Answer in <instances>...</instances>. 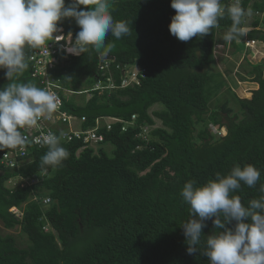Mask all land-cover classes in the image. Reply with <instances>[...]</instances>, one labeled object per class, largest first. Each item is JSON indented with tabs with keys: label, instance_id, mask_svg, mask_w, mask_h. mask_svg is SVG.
<instances>
[{
	"label": "trees",
	"instance_id": "obj_1",
	"mask_svg": "<svg viewBox=\"0 0 264 264\" xmlns=\"http://www.w3.org/2000/svg\"><path fill=\"white\" fill-rule=\"evenodd\" d=\"M170 4L171 0H111L114 21H126L129 34L116 39L109 33L101 50L106 55L90 47L53 73L62 88L63 110L85 119L82 130L94 129L98 119L122 123L112 124L109 131L101 128L97 134L104 141L94 149L81 141L60 144L69 152L60 166L42 168L40 160L48 148L33 147L25 157L16 158L14 169L0 165V227L18 229L24 242L21 248L13 236L0 232V264H209L199 252L187 253L181 226L190 219L189 206L180 196L184 184L195 180L196 186H203L217 173L226 175L237 165H253L261 173L257 185L241 184L232 194L245 206L261 195L263 67L250 65L251 83L257 90L249 100H242L216 68L215 52L219 42L229 43L240 54L235 47L238 41L264 46V31L256 30L264 26L259 18L264 15V0H240L248 13L241 27L253 20L252 30L231 42L223 39L232 26L230 5L223 7V18L209 34L182 42L169 32L176 14ZM81 10L89 9L81 6ZM58 27L73 38L80 31L77 24L63 20ZM102 60H107L108 72L100 71ZM28 64L21 79L40 87ZM5 71L0 69V89L9 83ZM126 71L138 72V85L122 87L121 72ZM108 78L113 82L111 90L93 91L97 82L106 85ZM225 91L232 100L220 99ZM67 92H87L83 95L88 100L76 101ZM159 105L163 110L152 116L161 128L144 144L138 139L140 128L153 125L149 111ZM132 117H136L134 127L123 124ZM198 126L202 128L196 131ZM211 127L224 129L225 136L215 137ZM106 146L112 148L110 153ZM11 150L0 151V157ZM36 178L39 182L32 187H6L11 180L28 184ZM11 209L21 215L10 213ZM205 223L204 236L216 231L212 220Z\"/></svg>",
	"mask_w": 264,
	"mask_h": 264
},
{
	"label": "clouds",
	"instance_id": "obj_2",
	"mask_svg": "<svg viewBox=\"0 0 264 264\" xmlns=\"http://www.w3.org/2000/svg\"><path fill=\"white\" fill-rule=\"evenodd\" d=\"M81 6L89 10H81ZM170 7L176 14L171 18L169 32L182 42L209 34L224 13L221 0H171ZM227 13L232 26L223 39L231 42L241 35L246 37L252 28L249 24L241 27L242 18L248 13L239 5V0L227 8ZM68 18L74 19L80 28L74 41L71 33L68 37L54 36L62 30L58 24ZM256 30L264 31V26ZM129 32L126 21H114L109 0H71L67 7L65 0H0V69L6 70L5 78L9 81L0 89V151L23 147L27 141L22 130L37 126L41 119H51L58 108V98L53 92L21 79L29 67L30 50L48 46L50 41L66 40L63 51L69 55L79 57L91 47L103 57L106 53L101 50L105 48L109 33L121 39ZM250 42L255 43L253 50L245 46ZM235 47L244 55L255 54L258 50L264 52L261 43L247 39L236 42ZM150 119L153 125L141 127L138 134L144 144H148L153 131L161 128L156 126L154 117ZM128 126L134 127V121ZM210 130L218 138L226 134L224 129L218 131L211 127ZM43 143L48 151L40 160L42 168L60 166L68 158L69 152L60 146L62 143L55 134L46 135ZM260 175L253 165L243 168L237 165L226 175L217 173L215 179L203 186H196L195 180L184 184L180 196L189 206L190 219L181 226L189 255L199 252L208 258L209 264H264V184H260L259 198L251 199L247 206L239 196L232 194L241 184L255 187ZM33 181L35 183L31 184ZM38 182L37 178L28 184L23 179L20 182L11 180L6 187L22 189ZM48 203L43 201L44 205ZM10 213L21 215L17 209H11ZM207 220H212L216 231L204 236L202 230ZM232 222H235L234 227H228Z\"/></svg>",
	"mask_w": 264,
	"mask_h": 264
},
{
	"label": "built area",
	"instance_id": "obj_3",
	"mask_svg": "<svg viewBox=\"0 0 264 264\" xmlns=\"http://www.w3.org/2000/svg\"><path fill=\"white\" fill-rule=\"evenodd\" d=\"M237 0H221L222 7L226 4L232 5L236 3ZM240 5V0H239ZM60 32L55 33L54 36H64L68 37L69 34H66L64 29ZM72 40L75 38L72 36ZM67 41L61 40L58 43L50 41L48 46L47 44L40 49L30 50L28 52V63L31 64L32 74L31 77L34 80L38 81L40 88L46 89L48 91L53 92L58 98V108L57 111L53 114L51 119H41L38 121L37 126L32 128H26L22 130L23 135L26 137V144L23 147H18L17 149H13L11 151H7L2 154L0 157V165L5 166L6 168H14L16 163V158H22L27 155V151L30 147L42 149L48 148L46 144L43 143V139L49 133L55 134L59 137V142L62 144L72 143L74 141H81L83 145L88 146L89 148H96L101 143H103V137L98 135L97 132L101 130V128H106L107 131L110 130V127L114 123H122L116 119H98L95 122V128L89 130H82L81 127L85 122L84 118L77 119L68 115L63 110V100L59 96V91L62 89L59 86V80L55 77L53 73H57L61 68L65 67V65L70 61L71 58H76V55H69L63 51L66 46ZM255 43L250 42L246 43V47L252 48ZM256 53H258L256 51ZM258 55H261L258 53ZM80 56V55H79ZM99 69L101 72L109 71V64L107 60H102L99 65ZM137 71H126L121 72V80L122 87L131 85V84H139V80L137 79ZM113 88V82L111 78L106 80V85H103L101 82H97L93 91H99L102 93L103 91H108ZM68 93V94H67ZM66 94L69 97H78L87 92H67ZM135 117L131 118V123H123L124 125H132ZM125 131V126L121 130ZM33 181L31 184H34ZM44 203H48V201H44Z\"/></svg>",
	"mask_w": 264,
	"mask_h": 264
},
{
	"label": "rangeland",
	"instance_id": "obj_4",
	"mask_svg": "<svg viewBox=\"0 0 264 264\" xmlns=\"http://www.w3.org/2000/svg\"><path fill=\"white\" fill-rule=\"evenodd\" d=\"M110 2H111V0H109V3ZM69 4L70 3H65V6L67 7ZM248 18L252 19V16H249ZM259 18L261 20H264V15L260 16ZM63 21H68L73 25L76 24L75 20L72 18L64 19ZM251 23H253V20L249 21V25ZM219 44L220 45L216 48V53H218V54H216V58H217L216 59V61H217L216 68L218 69V71L223 73L224 79H225L226 83L228 84V87L231 89V92L233 91L239 99H250L249 94H251V92L255 91L257 89V86L254 84L244 83L242 81V78L244 79V77L241 78L240 76H238V74L236 72H237L238 67H240V66H241V68L239 69V72L242 71V68H246V65L244 63H242L243 61H241L242 55H243V57H246L249 59L248 61L250 63H252V65H256L257 63H259V64L262 63L261 66L263 67L262 71H263V75H264V52L261 50H258V52H260L261 55H258V53H256V52H254L255 54L248 52V53H246V55H244V54H240V52L235 53L234 49H232L229 45L225 46V45L221 44L220 42H219ZM240 63H242V64L240 65ZM245 70L243 72H245ZM234 76H236V78ZM87 90H89V88H87ZM225 98L232 100L231 96L229 94H227L226 91L222 94L220 99L224 100ZM74 99L76 101L79 100L80 102H84V101L88 100V96L82 95L79 97H74ZM232 107L234 109V112L237 113L238 109L236 108L234 102H232ZM162 110H163V107L161 105L156 106V107L150 109L149 115L152 116L153 113L161 112ZM155 123H156L157 127L161 126L159 121H157L156 119H155ZM201 128L202 127L198 126L196 128V131L201 130ZM105 148H106L108 153H110V151H112V148L110 146H106ZM7 187H9V185H7ZM0 232L2 235L13 236L21 248L24 246V242H21L22 241L21 235H20V232L18 229L13 230V231H4L0 227Z\"/></svg>",
	"mask_w": 264,
	"mask_h": 264
},
{
	"label": "crops",
	"instance_id": "obj_5",
	"mask_svg": "<svg viewBox=\"0 0 264 264\" xmlns=\"http://www.w3.org/2000/svg\"><path fill=\"white\" fill-rule=\"evenodd\" d=\"M249 59L248 58H244V59H242L241 61H243L242 63H244L245 65H246V68H242V71H240L239 72V69L241 68V66L240 67H238V69H237V74H238V76H240L241 78L242 77H244V79L242 78V81L244 82V83H249V84H253V83H251V80L254 78L250 73H251V71H252V68H251V66L250 65H252V63H250L249 61H248ZM242 63H240V65L242 64ZM237 66V65H236ZM254 66V65H253ZM246 69V70H245ZM245 70V72H243ZM235 78H236V76H234ZM255 85V84H254ZM257 90V89H256ZM250 95V97H251V94H249ZM242 100H249V99H242Z\"/></svg>",
	"mask_w": 264,
	"mask_h": 264
}]
</instances>
